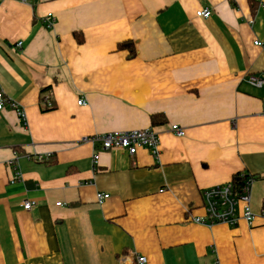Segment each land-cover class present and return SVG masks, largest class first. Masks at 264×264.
Listing matches in <instances>:
<instances>
[{
  "label": "crops",
  "instance_id": "0c3cea01",
  "mask_svg": "<svg viewBox=\"0 0 264 264\" xmlns=\"http://www.w3.org/2000/svg\"><path fill=\"white\" fill-rule=\"evenodd\" d=\"M256 1L0 0V264H264ZM148 128L159 159L90 141ZM239 174L256 178L253 226L196 224L204 191Z\"/></svg>",
  "mask_w": 264,
  "mask_h": 264
},
{
  "label": "built area",
  "instance_id": "2783aa9c",
  "mask_svg": "<svg viewBox=\"0 0 264 264\" xmlns=\"http://www.w3.org/2000/svg\"><path fill=\"white\" fill-rule=\"evenodd\" d=\"M264 8V0H257ZM212 15V12L208 9L200 10L197 12L199 18L208 19ZM45 23L48 28H52L55 23V17L53 14H49ZM253 23V22H250ZM22 43L18 46L21 47ZM256 47L264 48V43L261 41H255ZM248 84L251 86L262 89L264 88V78L257 75H250L247 79ZM3 93H0V111H2L7 104ZM84 100H80L78 105H85ZM13 108L17 110L18 115L25 119V113L19 109L16 104ZM49 108L52 104L48 103ZM172 133L177 137L183 138L186 135L185 129L179 126L171 127ZM91 143L101 146L103 151H116L125 150L132 157H135L139 150H147L155 159L160 157V139L159 134L153 129L148 128L144 130H134L125 132H115L103 135H97L90 139ZM99 154L94 157L95 163L99 161ZM17 170V169H16ZM23 177L17 170L12 180V183L22 182ZM256 178L248 176L246 174L237 175L232 181L207 189L203 193V208L205 215L202 217H196L193 221L202 226L212 227L215 225H228L229 227H238L241 222H246L248 225L253 226L256 219V214L252 209V187ZM110 195L104 193L97 194V201L99 204H103ZM61 203L58 204L60 206ZM36 207L35 202L25 201L23 208L26 211H31ZM261 218L264 220V210H262ZM147 259L145 257L138 258V264H146Z\"/></svg>",
  "mask_w": 264,
  "mask_h": 264
},
{
  "label": "trees",
  "instance_id": "16d2710c",
  "mask_svg": "<svg viewBox=\"0 0 264 264\" xmlns=\"http://www.w3.org/2000/svg\"><path fill=\"white\" fill-rule=\"evenodd\" d=\"M256 3H259V2L256 1ZM120 49H129L131 51V56H135L136 54L135 45L132 42L127 43V44H121ZM263 210H264V205H263Z\"/></svg>",
  "mask_w": 264,
  "mask_h": 264
}]
</instances>
